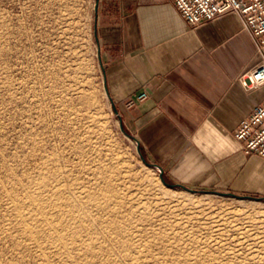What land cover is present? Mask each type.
Here are the masks:
<instances>
[{"label":"rangeland","instance_id":"rangeland-1","mask_svg":"<svg viewBox=\"0 0 264 264\" xmlns=\"http://www.w3.org/2000/svg\"><path fill=\"white\" fill-rule=\"evenodd\" d=\"M94 5L0 0V264H264V201L167 187L122 131Z\"/></svg>","mask_w":264,"mask_h":264},{"label":"crops","instance_id":"crops-1","mask_svg":"<svg viewBox=\"0 0 264 264\" xmlns=\"http://www.w3.org/2000/svg\"><path fill=\"white\" fill-rule=\"evenodd\" d=\"M98 1L103 82L151 164L194 192L264 198V159L234 139L264 101V86L240 83L264 62L241 18L193 30L170 0ZM144 92L149 98L128 108Z\"/></svg>","mask_w":264,"mask_h":264},{"label":"built area","instance_id":"built-area-1","mask_svg":"<svg viewBox=\"0 0 264 264\" xmlns=\"http://www.w3.org/2000/svg\"><path fill=\"white\" fill-rule=\"evenodd\" d=\"M170 1L174 3L179 14L193 30L223 16L238 15L253 37L258 52L264 53V0ZM240 83L247 91L263 87L264 62L252 72L241 76ZM148 98V94L144 92L132 100L128 108H135ZM234 139L240 144L244 154L264 159V101L240 123L234 133Z\"/></svg>","mask_w":264,"mask_h":264},{"label":"bare ground","instance_id":"bare-ground-1","mask_svg":"<svg viewBox=\"0 0 264 264\" xmlns=\"http://www.w3.org/2000/svg\"><path fill=\"white\" fill-rule=\"evenodd\" d=\"M44 185V184H43ZM47 185V184H46ZM44 187V186H43ZM56 196L55 197H57V205L59 204V202H60V198L62 197L61 195V190L60 191H58L57 190V192H56V194H55ZM10 197H12L11 195H10ZM35 197V196H34ZM34 197H32V198H34ZM9 198V197H8ZM32 198H31V200H32ZM9 199H11V198H9ZM15 199V198H14ZM13 198H12V200H14ZM62 199V198H61ZM32 201H34V200H32ZM16 202H18V201H16ZM16 202H15V209H13V210H15V213L17 214L16 216H18L19 218H20V221H21V226L23 225L24 227H26L27 229H26V231H27V239L29 240V242L31 241V243L33 242V243H35V244H37L38 246H47V244L48 243H50L48 240H46V241H43L41 238H37L36 236H37V234H36V236H35V233H37L36 231H39V230H41V231H43L44 233H46V234H49V235H52V236H54L53 238L54 239H57L58 241H60V240H62V234L60 233V227L61 226H63V224L62 223H56V222H54V221H51V220H49V219H47V218H42L40 221H39V223L41 224L40 225V227L38 226V227H36V226H34L33 225V223H30V218H26L24 215V213H23V206L21 205V203L20 204H17L16 205ZM31 202V201H30ZM32 204H34V202L33 203H31L30 204V206H29V208H30V210H39V209H42V207H40V206H37L36 208L32 205ZM54 204V203H53ZM57 205H55L54 204V207L56 206L57 207ZM27 206V205H26ZM25 207V206H24ZM25 210V209H24ZM14 213V214H15ZM32 213H34V212H32ZM24 214V215H23ZM72 214V213H71ZM76 214V213H75ZM28 217V216H27ZM20 223V222H19ZM79 223H81V224H84V223H82V221L81 222H79ZM79 223H77V224H79ZM76 225V224H75ZM84 225H86V224H84ZM81 227V226H80ZM83 227V226H82ZM81 230V229H80ZM88 251H89V249H88ZM84 253V252H83ZM85 253H87V252H85ZM93 253V252H92ZM80 255H82V254H80ZM84 255H86V254H84ZM83 256V255H82ZM85 257H87V256H85Z\"/></svg>","mask_w":264,"mask_h":264},{"label":"water","instance_id":"water-1","mask_svg":"<svg viewBox=\"0 0 264 264\" xmlns=\"http://www.w3.org/2000/svg\"><path fill=\"white\" fill-rule=\"evenodd\" d=\"M98 8H99V1L97 0V1H96V5H95V13H96V15H97V13H98ZM95 38H96L97 45H98V57H99L100 65H101V68H102V67H103V64H102V62H101L100 46H99V40H98L97 33H95ZM105 91H106V94H107V96H108V98H109V101H110V103H111V105H112L113 112H114V114H115V115L118 117V119H119V122H120V126H121L122 131L125 133V135H126L127 137H129L130 139H132L133 141H135V142L137 143V145H138V151H139V153L141 154V159H142V161L145 163V165L148 166V167L154 168V169H156V170H158V171L160 172V179H161V181L163 182V184H164L165 186L170 187V188H181V189H184V190L189 191V192H194L193 190H190V189H188V188H186V187H184V186H181V185H177V184H169V183L165 180V174H164V171H163L159 166L147 162L146 158H145V157L142 155V153H141V152H142V151H141V146H140L138 140H137L134 136L129 135L127 132H125V130H124V125H123V120H122V118H121V116H120V114H119V111H118L117 108H116V105L114 104V102H113V101L111 100V98L109 97V94H108V90H107V86H106V84H105ZM216 194H218V195H220V196H224V197H234V198H242V199H253V200H255V201H264V198H255V197H250V196H238V195L231 194V193H216Z\"/></svg>","mask_w":264,"mask_h":264}]
</instances>
